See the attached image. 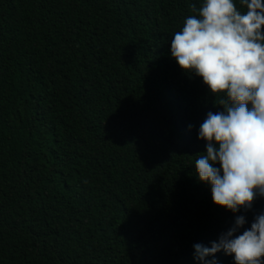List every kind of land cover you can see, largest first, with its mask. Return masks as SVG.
<instances>
[{
	"label": "trees",
	"instance_id": "1",
	"mask_svg": "<svg viewBox=\"0 0 264 264\" xmlns=\"http://www.w3.org/2000/svg\"><path fill=\"white\" fill-rule=\"evenodd\" d=\"M190 4L178 0L167 29L165 0H0V264H179V249L232 225L190 179L205 150L196 123L217 100L172 103L183 74L169 58L162 70L148 62L196 14ZM148 172L176 183L166 232L119 193ZM260 199L235 214L240 231ZM98 224L104 241L91 236Z\"/></svg>",
	"mask_w": 264,
	"mask_h": 264
},
{
	"label": "clouds",
	"instance_id": "2",
	"mask_svg": "<svg viewBox=\"0 0 264 264\" xmlns=\"http://www.w3.org/2000/svg\"><path fill=\"white\" fill-rule=\"evenodd\" d=\"M165 2L160 23L170 29L178 0ZM236 2L199 0L198 8L190 4L196 14L186 16L182 27L171 33L167 48L160 50L162 56L154 53L148 61L162 70L169 58L183 74L165 93L172 103L206 105L209 103L204 96L208 95L217 100L212 104L220 107L207 111L196 123L197 139L204 141L205 150L196 156L195 174L190 179L203 189L205 197L229 210L234 220L208 245L198 239L191 251L179 249V264H219L215 253L220 251L231 255L234 264H264L261 199L250 227L240 231L254 199L264 197V0H238L243 10ZM133 160L138 162L135 156ZM119 193L140 205L146 222L169 231V213L162 206L176 196V183L171 178L151 172L132 173L122 179ZM243 211L245 215H235ZM91 230V236L104 241V224Z\"/></svg>",
	"mask_w": 264,
	"mask_h": 264
}]
</instances>
